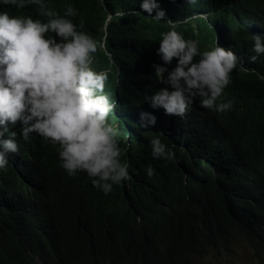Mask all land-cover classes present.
Masks as SVG:
<instances>
[{
  "label": "trees",
  "instance_id": "obj_1",
  "mask_svg": "<svg viewBox=\"0 0 264 264\" xmlns=\"http://www.w3.org/2000/svg\"><path fill=\"white\" fill-rule=\"evenodd\" d=\"M141 2L44 0L60 16L75 8L68 18H83L82 30L105 42L92 68L108 74L104 94L116 104L108 122L129 178L105 195L86 173L66 174L58 145L36 133L25 140L20 122L9 125L4 138L15 132L19 151L0 170V264H204L196 260L231 234L264 256V54L253 51V36L264 40V0H157L164 20L143 13ZM0 11L48 19L27 0L23 8L0 0ZM168 20L201 52L218 43L242 59L217 102L232 101L231 110L205 109L196 97L180 118L147 103L165 86L153 65H163L156 53ZM141 112L156 124L140 127ZM158 135L173 160L153 159Z\"/></svg>",
  "mask_w": 264,
  "mask_h": 264
},
{
  "label": "clouds",
  "instance_id": "obj_2",
  "mask_svg": "<svg viewBox=\"0 0 264 264\" xmlns=\"http://www.w3.org/2000/svg\"><path fill=\"white\" fill-rule=\"evenodd\" d=\"M187 2L195 4L196 0ZM2 3L17 8L26 6V0H2ZM27 3L37 5L39 14L47 17V21L0 11V170L7 168L8 154L19 151L15 132L4 137L9 125L20 122L25 140L36 133L58 145L66 174L74 177L86 173L93 186L107 195L114 185L127 180L129 173L128 165L121 160L123 150L117 129L108 122L116 108L104 94L108 74L92 68L94 54L105 47V42L82 30L83 18L78 23L68 18L78 15L73 7L69 6L60 16L44 0ZM140 9L156 20L166 18L157 0H142ZM168 23L172 30L161 33L156 53L163 65H153L155 76L165 86L146 94L147 103L153 109H163L169 117L180 118L196 97L205 109L218 113L231 110L232 101L217 102L231 84V73L242 65V59L218 43L201 52L197 41L185 39L175 30L176 23L170 20ZM253 41V51L264 54V40L254 35ZM257 55L251 56L250 61L255 62ZM174 60L175 67L169 70ZM140 120L142 128L157 122L147 112L140 113ZM149 146L153 159L175 158V152L159 135ZM153 174L149 165L147 175Z\"/></svg>",
  "mask_w": 264,
  "mask_h": 264
},
{
  "label": "rangeland",
  "instance_id": "obj_3",
  "mask_svg": "<svg viewBox=\"0 0 264 264\" xmlns=\"http://www.w3.org/2000/svg\"><path fill=\"white\" fill-rule=\"evenodd\" d=\"M263 253V252H261ZM196 263L204 264H264V256H257L255 250L240 236L231 234L220 250L208 251Z\"/></svg>",
  "mask_w": 264,
  "mask_h": 264
}]
</instances>
